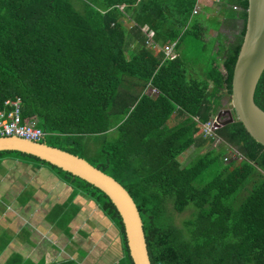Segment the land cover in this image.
I'll return each mask as SVG.
<instances>
[{
    "label": "trees",
    "instance_id": "trees-1",
    "mask_svg": "<svg viewBox=\"0 0 264 264\" xmlns=\"http://www.w3.org/2000/svg\"><path fill=\"white\" fill-rule=\"evenodd\" d=\"M226 1L240 10L222 8L215 28L236 34L227 44L219 32L212 39L209 66L221 61L224 75L210 91L206 79L189 74L183 56L154 54L140 32L148 26L159 47L177 42L176 50L200 37L203 23L191 18L196 0H0V108L19 98L21 117L46 134L41 142L86 160L128 192L151 264H264V147L233 110L216 148L199 128L220 111L221 90L231 94L245 32L247 0ZM124 18L133 23V50ZM124 81L141 93L120 91ZM148 86L158 94L146 95ZM254 102L264 111V71ZM191 147L204 150L182 167L178 157ZM229 148L241 160L225 162ZM7 158L49 168L71 186L70 201L80 192L93 201L120 232L123 258L116 264H133L121 219L100 190L38 158L0 152V163ZM206 173L210 179L198 185ZM187 210L176 224L173 214Z\"/></svg>",
    "mask_w": 264,
    "mask_h": 264
},
{
    "label": "crops",
    "instance_id": "crops-1",
    "mask_svg": "<svg viewBox=\"0 0 264 264\" xmlns=\"http://www.w3.org/2000/svg\"><path fill=\"white\" fill-rule=\"evenodd\" d=\"M216 14L213 8L204 7L198 15L193 16L191 12V18H197L204 24L207 18L220 17ZM202 17L205 19L202 20ZM123 24L129 33V50H133L137 43L131 32L133 23L129 18H124ZM147 27L140 28L144 37L142 30L148 32ZM213 38L214 34L211 35ZM155 44L156 48L148 47L154 54L163 47ZM214 47L213 51L216 50ZM174 52L176 57L179 56L181 48H175ZM183 59L188 66V59ZM210 69L209 72L199 71L197 77L206 79L211 91L216 85L215 77L223 76L224 70L221 61L213 63ZM144 93L149 95V90L146 88ZM175 123L174 120L169 127ZM13 172L17 174L16 179H5L7 174ZM71 193V186L45 166H33L10 158L2 160L0 264H10L14 257L17 258V264H60L67 261L75 264H116L122 259L118 228L81 192L70 201Z\"/></svg>",
    "mask_w": 264,
    "mask_h": 264
},
{
    "label": "water",
    "instance_id": "water-1",
    "mask_svg": "<svg viewBox=\"0 0 264 264\" xmlns=\"http://www.w3.org/2000/svg\"><path fill=\"white\" fill-rule=\"evenodd\" d=\"M264 71V0H247L243 40L234 65L230 103L235 119L248 135L264 147V111L254 102V94ZM221 126L233 122L231 111ZM218 117L221 116L219 112ZM0 152H17L32 156L68 172L100 190L115 207L123 225L129 256L133 264H151L143 225L136 205L128 192L112 177L86 160L45 142H32L18 137L0 138Z\"/></svg>",
    "mask_w": 264,
    "mask_h": 264
},
{
    "label": "built area",
    "instance_id": "built-area-1",
    "mask_svg": "<svg viewBox=\"0 0 264 264\" xmlns=\"http://www.w3.org/2000/svg\"><path fill=\"white\" fill-rule=\"evenodd\" d=\"M204 7H211L216 11V15H220L221 7L230 8L233 11H239L240 8L236 4L227 3L226 0H196L192 10V15H198ZM142 30V29H141ZM145 34L146 47L156 48L154 41V32L142 30ZM176 42L165 44L160 50L164 54L165 59L173 60L176 58L174 52ZM150 96L158 94L156 89L147 87ZM195 121H197L194 118ZM220 117L217 115L211 117L207 122L200 124V134L204 138L213 140V145L221 144V139L217 136V131L221 128ZM46 134L36 127L35 121L23 119L21 117V100H6L0 108V138L3 137H18L32 142H41ZM227 152L236 160H241V155L234 148H229ZM227 161V158H224Z\"/></svg>",
    "mask_w": 264,
    "mask_h": 264
},
{
    "label": "rangeland",
    "instance_id": "rangeland-1",
    "mask_svg": "<svg viewBox=\"0 0 264 264\" xmlns=\"http://www.w3.org/2000/svg\"><path fill=\"white\" fill-rule=\"evenodd\" d=\"M76 9L79 10L78 6L76 7ZM201 19L203 20L205 18L202 17ZM203 26H204V30L201 31L202 33L200 37H196V38L188 37L185 43L179 47L181 48L180 55L188 59V68H190L189 74L196 75V76L199 71L202 70L201 72H203V70H207L210 67L209 62H210L211 57L213 56L212 54L213 42L211 39V35L214 34V36L216 37L218 32L221 33L223 35L224 44H227L229 41L233 40V35L236 34L235 32L232 34V32L225 25H222L218 29V31H216L214 18H207L206 20H204ZM238 26L239 27L241 26L240 22ZM210 31H216V32L210 33ZM187 41H188V44H187ZM216 47H214V50L216 49ZM119 90L122 92L130 93L133 96H137L141 93L140 88L136 86H131L130 82L128 81H124L123 84L120 86ZM225 91L226 90L224 88L221 90L222 95H223V98H222L223 105L219 111L220 113H222V115L220 116V124L221 122L227 119L226 111H231L232 113V105L230 103V96L226 95ZM174 120H175L174 118H171L167 122V126H171L174 123ZM113 133H114L113 131L108 133V137L113 138L114 137ZM217 146L219 145H216V146L212 145L213 148H216ZM203 150L204 148L197 149L195 147H191L185 153H183L182 155L178 157V161L180 162L182 167H187L188 165L191 164L194 158L197 155H199ZM225 158H227V161L225 160L224 161L228 162L233 157L231 156V153L227 152L225 155ZM13 170L15 171L16 169H13ZM210 176H211L210 173L204 174L197 181V184L198 185L204 184L210 179ZM16 177H17V174L13 172V173L7 174V176H5V179L13 180V179H16ZM249 190L250 188L247 189L246 187V189H243L239 193V195L244 194L241 196V201L249 193ZM241 201L238 203H241ZM189 213H190V210H187L183 212L182 214L174 213L173 217H174L175 223L179 224L183 220L187 219V217H189Z\"/></svg>",
    "mask_w": 264,
    "mask_h": 264
}]
</instances>
